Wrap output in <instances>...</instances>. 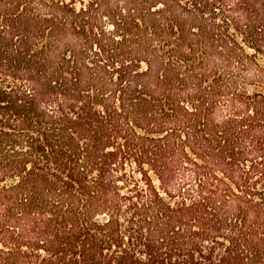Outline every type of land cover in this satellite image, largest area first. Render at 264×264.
<instances>
[{
  "label": "trees",
  "instance_id": "1",
  "mask_svg": "<svg viewBox=\"0 0 264 264\" xmlns=\"http://www.w3.org/2000/svg\"><path fill=\"white\" fill-rule=\"evenodd\" d=\"M0 264H264V0H0Z\"/></svg>",
  "mask_w": 264,
  "mask_h": 264
}]
</instances>
